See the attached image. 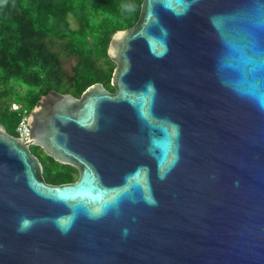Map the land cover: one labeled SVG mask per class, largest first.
I'll list each match as a JSON object with an SVG mask.
<instances>
[{
    "label": "water",
    "instance_id": "water-1",
    "mask_svg": "<svg viewBox=\"0 0 264 264\" xmlns=\"http://www.w3.org/2000/svg\"><path fill=\"white\" fill-rule=\"evenodd\" d=\"M107 54L0 124V264H264V0H142Z\"/></svg>",
    "mask_w": 264,
    "mask_h": 264
},
{
    "label": "trees",
    "instance_id": "trees-1",
    "mask_svg": "<svg viewBox=\"0 0 264 264\" xmlns=\"http://www.w3.org/2000/svg\"><path fill=\"white\" fill-rule=\"evenodd\" d=\"M142 0H0V124L10 134L50 90L80 96L101 82L114 91L107 54L117 30L131 27ZM72 20L74 24L72 23ZM73 58L68 69L63 60ZM15 98L16 101L13 99ZM17 103L20 109L12 110ZM44 163L48 183L76 179L63 164Z\"/></svg>",
    "mask_w": 264,
    "mask_h": 264
},
{
    "label": "built area",
    "instance_id": "built-area-1",
    "mask_svg": "<svg viewBox=\"0 0 264 264\" xmlns=\"http://www.w3.org/2000/svg\"><path fill=\"white\" fill-rule=\"evenodd\" d=\"M12 110L20 109V105L17 103L11 104ZM30 127L28 125V115L24 114L19 120L15 128V135L21 139L27 140L29 138Z\"/></svg>",
    "mask_w": 264,
    "mask_h": 264
},
{
    "label": "rangeland",
    "instance_id": "rangeland-1",
    "mask_svg": "<svg viewBox=\"0 0 264 264\" xmlns=\"http://www.w3.org/2000/svg\"><path fill=\"white\" fill-rule=\"evenodd\" d=\"M72 23L74 24L73 20H72ZM73 62H74V59H73V58L66 59L65 61L63 60L64 67H65L66 69H68L69 66H70L71 64H73ZM13 99L16 101L15 98H13ZM43 157H44V161L46 162V164L50 163V160L48 159V156L43 155ZM64 169H65V171H66V170L69 171V172L72 171V173L74 174V176L77 175L75 169H74L73 167L69 166V165H65V166H64Z\"/></svg>",
    "mask_w": 264,
    "mask_h": 264
},
{
    "label": "flooded vegetation",
    "instance_id": "flooded-vegetation-1",
    "mask_svg": "<svg viewBox=\"0 0 264 264\" xmlns=\"http://www.w3.org/2000/svg\"><path fill=\"white\" fill-rule=\"evenodd\" d=\"M30 148H31L32 153H34L36 156H38L40 158L41 162L44 165L45 161H44V157H43L44 154H43L42 150L39 147H36V146H31ZM75 171H76V169H75ZM76 173H77V171H76ZM76 177H77V175H76Z\"/></svg>",
    "mask_w": 264,
    "mask_h": 264
}]
</instances>
